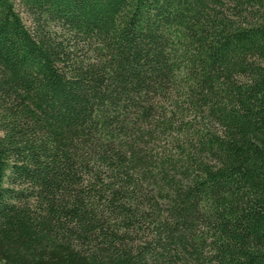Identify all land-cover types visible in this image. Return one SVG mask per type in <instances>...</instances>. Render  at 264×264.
Wrapping results in <instances>:
<instances>
[{"label":"trees","instance_id":"trees-1","mask_svg":"<svg viewBox=\"0 0 264 264\" xmlns=\"http://www.w3.org/2000/svg\"><path fill=\"white\" fill-rule=\"evenodd\" d=\"M0 264H264V0H0Z\"/></svg>","mask_w":264,"mask_h":264},{"label":"rangeland","instance_id":"rangeland-1","mask_svg":"<svg viewBox=\"0 0 264 264\" xmlns=\"http://www.w3.org/2000/svg\"><path fill=\"white\" fill-rule=\"evenodd\" d=\"M23 17L25 18V16H24V15H23ZM25 22H26V23H28V21H27V20H25Z\"/></svg>","mask_w":264,"mask_h":264}]
</instances>
